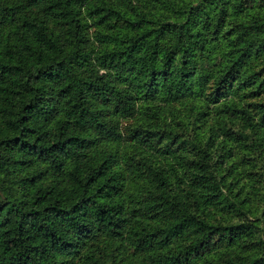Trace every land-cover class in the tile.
<instances>
[{
    "label": "trees",
    "instance_id": "obj_1",
    "mask_svg": "<svg viewBox=\"0 0 264 264\" xmlns=\"http://www.w3.org/2000/svg\"><path fill=\"white\" fill-rule=\"evenodd\" d=\"M0 264H264V0H0Z\"/></svg>",
    "mask_w": 264,
    "mask_h": 264
}]
</instances>
